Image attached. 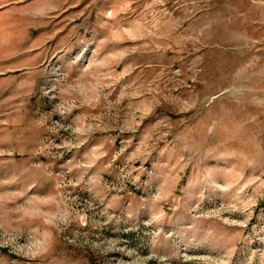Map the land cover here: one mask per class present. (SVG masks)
Returning a JSON list of instances; mask_svg holds the SVG:
<instances>
[{"label":"rangeland","instance_id":"rangeland-1","mask_svg":"<svg viewBox=\"0 0 264 264\" xmlns=\"http://www.w3.org/2000/svg\"><path fill=\"white\" fill-rule=\"evenodd\" d=\"M0 264H264V0H0Z\"/></svg>","mask_w":264,"mask_h":264}]
</instances>
